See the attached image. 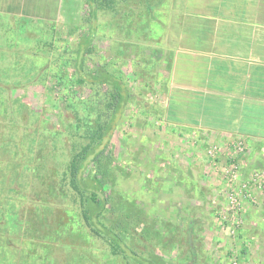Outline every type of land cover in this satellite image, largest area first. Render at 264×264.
<instances>
[{
	"label": "rangeland",
	"instance_id": "374dc122",
	"mask_svg": "<svg viewBox=\"0 0 264 264\" xmlns=\"http://www.w3.org/2000/svg\"><path fill=\"white\" fill-rule=\"evenodd\" d=\"M40 1L45 4L34 6L36 13L49 3L46 11L55 21L22 23L23 31L15 23L1 24L0 249L8 244L3 248L7 264H121L107 257L106 241L83 226L79 210L68 200L63 174L71 150L66 126L72 119L64 99L82 98L89 91L70 82L60 85L53 73L72 70L62 69L58 52L67 57L83 31L78 27L87 16L85 6L83 0L67 5ZM116 2V10H101L94 20L97 34L90 49L93 61L122 71L132 93L109 143L106 186L122 208L114 218H121L127 207L134 210L138 217L132 229L148 228L152 243L146 250L164 254L161 249L167 248L169 264H178L179 258L181 264H199L204 255L205 264H264V243L252 237L256 233L249 218L261 212L264 221V186L232 209L223 173L231 163L239 180L264 170V152L247 164L249 154H260L247 142H241V149L239 143L221 144L199 129L185 134L184 118L167 114L168 108L180 109V102L169 107V95L178 98L180 91L170 87L175 40L165 38L163 30L175 8L168 0ZM56 129L62 134H54ZM29 146L40 150L31 159ZM48 168L53 169L50 175Z\"/></svg>",
	"mask_w": 264,
	"mask_h": 264
},
{
	"label": "crops",
	"instance_id": "0c3cea01",
	"mask_svg": "<svg viewBox=\"0 0 264 264\" xmlns=\"http://www.w3.org/2000/svg\"><path fill=\"white\" fill-rule=\"evenodd\" d=\"M168 1L175 10L169 11L164 37L175 40L177 55L169 69L170 87L180 91L178 98L169 95V107L180 102V109L168 108L167 114L184 118L185 134L199 129L221 144L247 142L260 152L249 154L247 164L257 162L264 152V0ZM42 4L0 0V32L1 24L15 23L17 31H23L22 23L55 21L46 11L49 3L36 13L34 6ZM176 76L179 81H174ZM253 217L249 213L256 233L252 237L263 244L261 212ZM206 259L204 255L200 263Z\"/></svg>",
	"mask_w": 264,
	"mask_h": 264
},
{
	"label": "trees",
	"instance_id": "16d2710c",
	"mask_svg": "<svg viewBox=\"0 0 264 264\" xmlns=\"http://www.w3.org/2000/svg\"><path fill=\"white\" fill-rule=\"evenodd\" d=\"M116 1L83 0L85 6L83 12L87 16L82 18L83 24L80 23L78 27L80 31L81 29L83 31L79 34L69 53L67 51V57H64L66 52H58L60 55L58 56L59 65L62 69L65 66H71L72 70L70 73L68 72L69 75L66 70H63L62 73H53L57 82L60 85L67 82H70L71 85L78 84L89 91L82 98L70 95L64 99L65 103L69 101L66 106L72 112V119L66 126L68 128L66 132L70 135L71 150L64 163L65 186L69 192L68 200L79 210L83 226L86 227L90 235L106 241L109 249L107 257L111 258V261L121 264H169L170 259H167L166 256L169 255L170 250L167 248L161 249L165 252L164 254L154 253L150 249L146 250V244L151 245L152 243L148 228L142 227L140 230L142 232L132 229L137 223L136 218L138 217V214L137 217L133 215L134 210L126 208L128 210L121 215V218H126L124 222L121 218H114L117 211L120 212L119 210L122 208H117L116 201L106 186L109 172L107 164L111 151L109 148L110 137L120 114L132 99V93L122 71L111 64L93 61L90 49L97 34L98 24H95L94 20L97 19L101 10H116ZM83 19H85L87 29H83ZM90 60L92 63L89 65L87 61ZM53 133L61 132L56 129ZM32 140L36 141V139ZM11 143L14 147L17 146L15 142ZM8 150L10 151V148L8 149L7 146ZM37 151L40 150H35L34 146L26 148L29 159L32 158L31 154ZM52 171L53 169L48 168L46 175H50ZM10 207L13 209V204ZM140 214H142L141 211ZM52 222L59 225L56 220ZM7 245L5 242V245L0 249V253H2L0 254V264L8 263L7 254L3 252V248ZM148 247L150 248V246ZM243 251H241L242 254ZM177 256L176 254L175 258ZM180 261L183 260L179 258L178 264H181Z\"/></svg>",
	"mask_w": 264,
	"mask_h": 264
},
{
	"label": "built area",
	"instance_id": "2783aa9c",
	"mask_svg": "<svg viewBox=\"0 0 264 264\" xmlns=\"http://www.w3.org/2000/svg\"><path fill=\"white\" fill-rule=\"evenodd\" d=\"M239 144V148L245 149L244 145L241 146V143ZM223 173L226 181L230 184L227 189V200L232 209H239L244 200L251 198L252 193L264 186V170H256L247 178L239 180L237 166L231 163L223 168ZM234 264H237V262L234 261Z\"/></svg>",
	"mask_w": 264,
	"mask_h": 264
}]
</instances>
